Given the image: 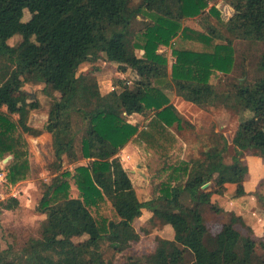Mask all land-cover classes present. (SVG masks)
<instances>
[{
  "label": "trees",
  "instance_id": "obj_1",
  "mask_svg": "<svg viewBox=\"0 0 264 264\" xmlns=\"http://www.w3.org/2000/svg\"><path fill=\"white\" fill-rule=\"evenodd\" d=\"M210 2L0 0V160L11 156L8 182L26 179L30 165L23 135L48 133L56 174L41 186L36 211L45 219L38 238L18 253L0 250V264H112L104 260L106 253L114 257L139 241L133 224L144 209L151 221L168 226L172 237L158 238L152 253L129 256L124 264H252L256 248L264 264L263 239L242 236L234 219L209 235L201 212L207 205L218 212L211 198L223 196L228 186L234 198L245 195L243 151H257L264 162V53L261 75L252 82L243 73L236 81L210 83L213 74L227 78L232 72L236 41L264 45V0H222L231 10L227 20ZM196 17L203 32L182 26ZM15 37L21 41L9 45ZM162 47L171 51L170 67ZM100 61L116 65L121 75L130 72L133 80L119 78L112 91L101 94L95 77L78 74L81 65ZM27 84H42L52 99L40 130L27 125L39 103L11 95ZM172 95L200 109L222 106L250 115L231 140L236 153L230 164L223 161L228 142L214 132L199 158L182 159L175 130L192 125L172 105ZM133 115L144 118L141 127L128 122ZM127 145L163 162L165 177L149 201L138 200L122 167L118 155ZM80 159L88 163L60 172L65 162ZM69 178L77 198L70 196ZM205 184L209 191L202 189ZM104 202L113 219L97 212ZM17 204L9 198L1 208L13 210ZM172 207L181 212L171 216Z\"/></svg>",
  "mask_w": 264,
  "mask_h": 264
},
{
  "label": "rangeland",
  "instance_id": "obj_2",
  "mask_svg": "<svg viewBox=\"0 0 264 264\" xmlns=\"http://www.w3.org/2000/svg\"><path fill=\"white\" fill-rule=\"evenodd\" d=\"M139 2L140 0H133V4ZM211 6L220 10L221 19L227 20L229 18L231 10L223 5L222 0H211L209 7ZM200 21V17L187 18L183 21L182 26L193 31L203 32ZM20 41V37H15L8 43L11 46H16ZM233 48L235 67L232 72L227 78L220 73L213 74L210 78L211 84L216 85L219 81L227 79L231 81L239 80L242 78L243 73L246 75L245 79L252 82L261 75L258 65L264 53L263 44L236 41ZM159 52L166 54L170 67L173 62L170 49L162 47ZM136 55L140 57L141 52L137 51ZM106 64L103 61L94 64H83L78 69V74H88L95 77L99 91L103 95L112 91L109 84H113L117 79L122 78L128 82L133 80V74L130 72L124 75H116L118 72L117 66ZM43 88L42 84H27L21 92L11 91L13 97L22 96L28 102L37 101L39 103V109L31 111L27 121L29 127L38 130L45 124L47 112L52 104V99L44 94ZM173 97L172 95L171 103ZM179 100L184 102L178 98L177 101ZM177 103L175 101V105L173 103L172 105L192 125V127H189L182 124L180 131L175 130L176 137L183 146L182 159L189 161L191 158H199L201 153L209 146L208 136L211 132H214L226 138L228 149L223 154V161L225 164H230L236 153L231 140L241 120L249 118L250 115L236 114L222 106L200 109L187 102L184 103L189 105H178ZM2 110L4 111V108ZM14 118L17 119V116H14ZM128 122L141 127L144 118L133 115L128 118ZM23 138L27 143L30 165V174L26 179L16 183L8 182L6 167L11 160V156H6L0 160V250L9 249L14 253H18L29 239L38 238L40 223L45 219L43 215L36 211L43 193L41 186L50 184L52 178L56 175L51 168L54 155L50 135L42 133L34 138L24 134ZM118 156L122 167L132 182L138 200L146 202L155 198L158 195L159 185L165 177V175L160 174L163 162L156 159H147L145 154L131 145H127L120 151ZM240 161L247 170L244 180L245 195L234 198L230 194L233 186H228L223 196H213L211 198V203L218 209V212L212 210L211 205L203 206L201 212L209 235H214L222 224L230 223L234 219V228L242 236L253 240H264V162L261 155L255 150L243 151ZM87 163L88 161L84 159H80L73 165L65 162L60 172L64 170L73 172L75 167L85 166ZM68 183L70 196L77 198L79 193L74 181L69 178ZM209 190L210 185L206 188V191ZM9 198L17 200V207L13 210L2 209L1 203ZM97 212L109 219L114 218L113 211L107 202L100 204ZM180 212L181 210L177 207L170 209L171 216L178 215ZM151 218V212L145 209L142 210L141 217L135 220L133 224L134 229L140 236L139 241L114 257H111L110 253H106L104 260L106 262L111 260L112 264H124L125 259L129 256L141 257L152 253L158 238L170 239L172 237L171 229L168 226H160L157 221H151ZM262 254V251L256 248L252 264H259Z\"/></svg>",
  "mask_w": 264,
  "mask_h": 264
},
{
  "label": "crops",
  "instance_id": "obj_3",
  "mask_svg": "<svg viewBox=\"0 0 264 264\" xmlns=\"http://www.w3.org/2000/svg\"><path fill=\"white\" fill-rule=\"evenodd\" d=\"M106 65H109V64H106ZM109 66H111V65H109ZM116 75H120V74H118V72H117ZM109 87L112 88V87H113L112 84H109ZM177 99H178V97H175V96H174L173 99H172V103L174 104L175 101H176V102H178V103H177L178 105H182V104L189 105V104H187V103H184L185 101H184V102H182L181 100L177 101ZM179 99H180V98H179ZM174 105H175V104H174ZM244 188H245V182H244ZM232 190H233V189L231 188L230 194L232 193ZM231 196H232V194H231ZM218 197H219V196H218Z\"/></svg>",
  "mask_w": 264,
  "mask_h": 264
},
{
  "label": "water",
  "instance_id": "obj_4",
  "mask_svg": "<svg viewBox=\"0 0 264 264\" xmlns=\"http://www.w3.org/2000/svg\"><path fill=\"white\" fill-rule=\"evenodd\" d=\"M208 187V184H205L204 186H202V189H206Z\"/></svg>",
  "mask_w": 264,
  "mask_h": 264
},
{
  "label": "built area",
  "instance_id": "obj_5",
  "mask_svg": "<svg viewBox=\"0 0 264 264\" xmlns=\"http://www.w3.org/2000/svg\"><path fill=\"white\" fill-rule=\"evenodd\" d=\"M112 88H113V87H112ZM112 88H111V90H113Z\"/></svg>",
  "mask_w": 264,
  "mask_h": 264
}]
</instances>
